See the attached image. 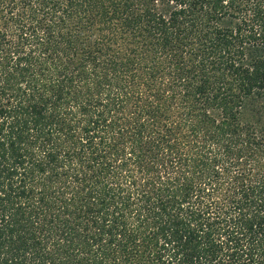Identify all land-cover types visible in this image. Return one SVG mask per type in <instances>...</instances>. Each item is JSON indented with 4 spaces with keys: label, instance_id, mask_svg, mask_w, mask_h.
Listing matches in <instances>:
<instances>
[{
    "label": "trees",
    "instance_id": "obj_1",
    "mask_svg": "<svg viewBox=\"0 0 264 264\" xmlns=\"http://www.w3.org/2000/svg\"><path fill=\"white\" fill-rule=\"evenodd\" d=\"M0 264H264V0H0Z\"/></svg>",
    "mask_w": 264,
    "mask_h": 264
}]
</instances>
